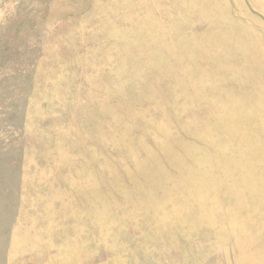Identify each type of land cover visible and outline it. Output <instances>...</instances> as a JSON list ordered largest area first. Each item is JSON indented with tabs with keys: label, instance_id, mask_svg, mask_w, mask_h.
<instances>
[{
	"label": "rangeland",
	"instance_id": "1",
	"mask_svg": "<svg viewBox=\"0 0 264 264\" xmlns=\"http://www.w3.org/2000/svg\"><path fill=\"white\" fill-rule=\"evenodd\" d=\"M0 264H264V0H0Z\"/></svg>",
	"mask_w": 264,
	"mask_h": 264
}]
</instances>
